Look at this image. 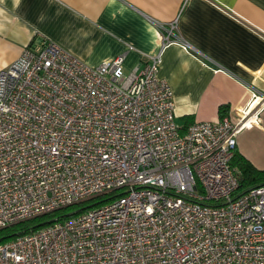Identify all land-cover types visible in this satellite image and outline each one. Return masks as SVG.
Listing matches in <instances>:
<instances>
[{
	"label": "built area",
	"instance_id": "2783aa9c",
	"mask_svg": "<svg viewBox=\"0 0 264 264\" xmlns=\"http://www.w3.org/2000/svg\"><path fill=\"white\" fill-rule=\"evenodd\" d=\"M158 27L160 51H195L177 19ZM160 51L125 72L124 53L89 65L44 37L0 69V229L121 192L0 243V264H264V184L233 197L230 164L264 92L182 132Z\"/></svg>",
	"mask_w": 264,
	"mask_h": 264
},
{
	"label": "crops",
	"instance_id": "0c3cea01",
	"mask_svg": "<svg viewBox=\"0 0 264 264\" xmlns=\"http://www.w3.org/2000/svg\"><path fill=\"white\" fill-rule=\"evenodd\" d=\"M177 19L178 42L161 51L159 23ZM48 37L89 65L124 53L125 72L160 51L158 77L172 89L179 126L234 121L264 92V0H0V69ZM131 47V48H129ZM236 149L264 169V108Z\"/></svg>",
	"mask_w": 264,
	"mask_h": 264
},
{
	"label": "trees",
	"instance_id": "16d2710c",
	"mask_svg": "<svg viewBox=\"0 0 264 264\" xmlns=\"http://www.w3.org/2000/svg\"><path fill=\"white\" fill-rule=\"evenodd\" d=\"M220 117L226 115L227 105L219 106ZM186 125L180 127L183 132ZM231 166L237 170L238 187L235 190L233 197H237L251 187L264 184V169L256 168L247 158H245L239 150L234 149L233 156L230 161ZM119 190H114L105 194H101L78 203H74L42 215L24 219L22 221L11 224L0 229V243L11 240L17 236L33 232L44 226H47L54 221H61L70 217L83 213L90 208L104 204L116 196L120 195Z\"/></svg>",
	"mask_w": 264,
	"mask_h": 264
}]
</instances>
